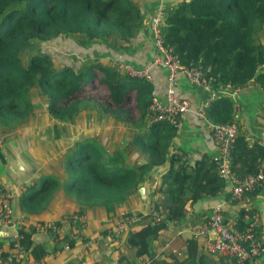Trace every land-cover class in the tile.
I'll return each mask as SVG.
<instances>
[{
	"label": "trees",
	"instance_id": "obj_1",
	"mask_svg": "<svg viewBox=\"0 0 264 264\" xmlns=\"http://www.w3.org/2000/svg\"><path fill=\"white\" fill-rule=\"evenodd\" d=\"M140 22V11L132 0H0V129L12 130L25 123L35 107L30 97L33 87L44 95L47 111L58 120L72 118L87 107L115 122L143 123L152 99V85L146 79L120 74L102 64H87L78 70L54 68L46 54H32L25 65L19 59L31 40L79 34L87 41H128ZM263 27L264 0H181L164 8L161 42L182 65L200 69L210 85L245 88L257 83L264 87V71L257 72L264 62V43L258 39ZM91 89L103 94H90ZM126 96L132 99L131 107L123 104ZM133 111L136 118L131 116ZM205 117L210 124L234 122L231 103L224 97L213 100ZM175 128L152 122L135 131L131 143L146 156L136 166H127L120 151L106 153L93 139L76 141L64 158V190L82 205L102 206L110 215L135 191L147 168L164 161ZM229 159L230 172L236 177L254 174L264 160V145L249 143L244 132L237 130ZM168 161V169L154 188L162 197L142 216L144 222L138 229L123 235L136 256H151L152 240L167 223L179 219L187 201L192 204L213 196L224 186L225 178L212 158L203 155L189 164L173 154ZM57 184L54 177L42 176L36 188L21 193L20 209L37 211ZM129 215L126 212L123 217ZM33 232L32 225L19 229L17 240L9 241L8 247L30 248ZM66 241L71 247L72 240ZM187 244L190 249L195 240ZM5 257L6 252H1L0 258Z\"/></svg>",
	"mask_w": 264,
	"mask_h": 264
},
{
	"label": "crops",
	"instance_id": "obj_2",
	"mask_svg": "<svg viewBox=\"0 0 264 264\" xmlns=\"http://www.w3.org/2000/svg\"><path fill=\"white\" fill-rule=\"evenodd\" d=\"M132 1L141 14L137 32L128 41H88L91 57H86V64L79 65L78 69L87 64H102L126 75L124 66L146 70L148 78L144 79L152 85V98L163 102L166 71L153 63V57L160 55L159 50L156 49L154 38L148 31L142 30V26L154 11L181 0ZM258 39L264 43V27L260 30ZM175 92L179 97L187 99L190 107L175 128L164 161L149 166L135 191L120 205L115 206L110 215L102 206L82 205L64 190L63 184L67 178L63 167L65 152L70 151L76 141L90 137L87 139L95 140L108 154L120 151L127 166L140 165L145 162L146 156L131 140L135 131H141L152 123L148 116L135 130L130 123L115 122L109 115L86 107L80 109L75 117L77 116V121L83 122V127L88 124L94 128L87 131L78 124L75 129L68 124L60 134L57 132L60 123L55 121L47 109L45 111L34 107L23 125L12 130L0 129V184L11 192L10 203L14 219L22 221L19 224L14 221L10 226L0 225V241L3 245L0 254L4 251L7 256L17 245L10 248L8 242L17 240L19 229L27 230V226L32 225L34 232L30 237V248L25 249V264H139L145 260L149 261L148 264H235L232 258L204 251L201 247L202 240L196 235L210 208L219 203L222 204L226 220L238 225L243 224L247 213L256 214V233L264 244V180L257 191L246 192L240 200L230 201L228 196L231 184L226 179L223 188L213 196L198 199L192 204L189 201L185 203L179 219L167 223L152 240L150 257L136 256L134 248L125 244L124 233L138 229L144 222L142 216L151 212L153 202L162 197L154 193V188L169 167L170 155H179L189 164L203 155L212 159L218 156V148L211 136L210 120L195 115L199 106L205 104L207 107L220 97L228 99L237 130L244 132L249 143L257 141L264 145V87L257 83H250L245 88L213 86L209 83L207 87L198 86L179 73ZM86 122L88 123L85 124ZM93 133L95 138L91 136ZM62 142L66 144L65 147L60 144ZM261 167L264 173V160ZM42 176H52L58 184L42 201L37 211L27 213L19 207L20 195L26 188L35 185ZM126 212L137 219L123 232L110 233L112 226ZM74 215H80L83 219H74ZM47 221L57 225L53 224L58 231L54 236L47 232L50 230L43 231L37 227L39 222ZM104 230L105 234H102ZM67 239L72 240V246L69 247L67 243L68 247L65 248ZM190 239H194L195 244L188 249L187 241ZM0 264H4L1 258ZM246 264H264V254Z\"/></svg>",
	"mask_w": 264,
	"mask_h": 264
},
{
	"label": "built area",
	"instance_id": "obj_3",
	"mask_svg": "<svg viewBox=\"0 0 264 264\" xmlns=\"http://www.w3.org/2000/svg\"><path fill=\"white\" fill-rule=\"evenodd\" d=\"M161 10H157L149 19L150 26L158 45L159 56L152 61L166 71L164 100L158 101L151 99L148 106V118L151 122H166L176 127L185 112L189 110L190 103L187 99L179 97L175 92L176 78L179 73L193 84L198 86H208L204 74L197 67H185L182 65L170 47L162 45L160 22ZM125 72L130 76H140L148 78L146 70L135 71L130 67H123ZM258 71H264V62L257 66ZM206 105L202 104L195 111L198 118L206 119ZM211 136L214 144L218 148V156L213 158L218 172L230 182L228 199L230 201H238L246 192H251L255 188L260 187L264 180V173L259 165L257 172L248 174L243 177H236L229 169V153L233 144L237 128L234 122L222 124H210ZM11 192L6 186L0 184V224L10 226L17 221L16 224L22 222L20 219L15 220L10 203ZM74 219L82 220V216L74 215ZM137 219L136 216L121 217L118 219L113 228L109 230L112 234L123 232L129 224ZM258 218L256 214L250 213L244 216L242 226L235 222H229L223 215L222 204L213 205L204 222L196 231V235L202 240V248L208 253H216L221 256L232 258L235 264H246L255 261L264 254V244L256 233V225ZM39 228L49 229L53 231L56 226L52 223H46ZM67 248V245H65ZM25 248L16 245L8 255L3 259L4 264H25ZM145 260L139 264H148Z\"/></svg>",
	"mask_w": 264,
	"mask_h": 264
},
{
	"label": "rangeland",
	"instance_id": "obj_4",
	"mask_svg": "<svg viewBox=\"0 0 264 264\" xmlns=\"http://www.w3.org/2000/svg\"><path fill=\"white\" fill-rule=\"evenodd\" d=\"M164 7L162 6V8L158 9V10H161V12H162L161 22H162V15H163ZM156 11H154L151 14V16ZM150 17H148V18L150 19ZM148 22H149V20L147 21V23H145V21H144V24L142 26L144 28H142V30H146L151 34V36L154 38L153 40H155L156 49H158L156 37L154 36L152 29H151V26H150V23H148ZM161 22H160V24H161ZM160 32H161V28H160ZM161 36H162V33H161ZM90 50H91L90 44L83 35L78 34V35H74V36H57V37L49 39L47 41L46 40H44V41L31 40V41H29L27 44H25L24 49L20 52L19 59L21 60V63L23 65H25L32 54H36V53L46 54L51 59L52 67L62 68L63 66H69V67L73 68V70H78V68L81 66V64H86L85 58L91 57V51ZM79 52H82V53H79ZM154 58H158V56L156 55L153 57V59ZM127 67H130V66H127ZM134 70L135 71H141V70H137V69H134ZM138 77H140V76H138ZM96 92L98 94H101V95L103 94L102 91H98L95 89H91V91L89 93L90 94H97ZM30 97H31L32 102L35 104L36 108H38V109L42 108L43 110L46 109V104H45L46 98L44 97V95H42V93L37 88H35V87L32 88V90L30 92ZM123 104H124V106L131 107L133 104L131 97L126 96ZM82 105H83V103H82ZM131 116H132V118H135V117H137V113L133 111ZM72 118H74V119H72ZM72 118H69V119L64 118L61 120L54 118L56 122L60 123L59 128L57 129V132L62 134V131L65 130V127H67L68 124H71L72 126H74V129L77 127V124L79 127L83 128V129L86 128L87 131H89V130L91 131V129L94 128V126L89 127V125L87 124L88 122H86L85 124H87V125H84V127H83V124H82L83 122L81 120L77 121V119H78L77 116L76 117L74 116ZM140 124H142V123H140ZM131 125H133V128H135V130L138 127V124H131ZM91 136L93 138L96 137V135L94 133ZM87 138H90V137H87ZM87 138H85V139H87ZM60 144H62L64 147L66 146V144H63V142ZM63 146H62V148H64ZM70 152L71 151L66 150L64 158L66 157V155H69ZM41 178L37 179V181L35 182V185H32L31 187L36 188L37 185L39 184ZM82 219H83V217H82ZM49 222H51V221H47L46 223H49ZM46 223L45 222L44 223L39 222V224L37 226L38 229H40L39 227L41 225H44ZM52 224H55V223H52ZM81 227H83V224L81 225ZM113 227H114V225L112 226V228ZM47 230H50L47 232H50L53 236H54V233L56 234V232H58V231H56V229L53 231L51 228H49ZM43 231H46V230H43ZM67 243L68 242L66 241L65 245H67ZM67 247H68V245H67Z\"/></svg>",
	"mask_w": 264,
	"mask_h": 264
}]
</instances>
